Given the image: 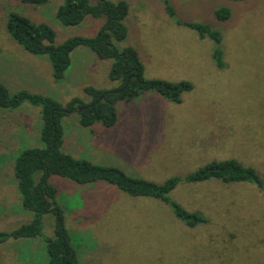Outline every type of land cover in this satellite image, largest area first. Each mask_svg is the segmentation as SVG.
Returning <instances> with one entry per match:
<instances>
[{"label":"rangeland","instance_id":"374dc122","mask_svg":"<svg viewBox=\"0 0 264 264\" xmlns=\"http://www.w3.org/2000/svg\"><path fill=\"white\" fill-rule=\"evenodd\" d=\"M124 1L130 4L129 35L119 46L138 51L145 78L194 88L180 103L153 92L120 103L118 123L110 129L82 130L73 114L63 121L64 150L159 184L213 161L235 159L264 183V0H170L172 16L162 0ZM65 2L32 6L0 0V83L10 93L29 91L66 104L76 97L90 102L88 86H118L109 78L111 63L94 54L73 55L65 79L56 83L48 58L26 52L12 39L11 12L51 26L56 44L94 37L105 20L88 17L80 26H64L56 12ZM222 7L231 9L230 20L215 17ZM184 23L211 27L222 35L220 45ZM216 48L224 52L223 69L214 62ZM41 124L39 109L28 104L0 111V231L15 230L33 217L21 207L13 168L21 151L41 146ZM51 183L60 190L79 264H264V189L253 184H180L170 198L208 218L189 228L163 202L131 197L105 182L83 186L52 177ZM54 225L52 215L44 217L45 238L54 236ZM44 237L0 245V264H48Z\"/></svg>","mask_w":264,"mask_h":264},{"label":"trees","instance_id":"16d2710c","mask_svg":"<svg viewBox=\"0 0 264 264\" xmlns=\"http://www.w3.org/2000/svg\"><path fill=\"white\" fill-rule=\"evenodd\" d=\"M32 6L46 5L49 0H21ZM66 0L56 12L57 20L64 26H80L88 17L104 19L105 23L94 37L74 36L62 44H56V33L46 23H36L30 18L11 12L7 29L12 39L26 52L35 56H46L52 67V77L56 83L63 81L72 65V53L80 47L87 48L101 60L109 61V78L117 82L112 89L85 88V94L91 98L85 102L73 98L66 104L53 97L19 91L10 93L0 83V111H17L25 104L39 109L42 121L40 130L41 146L23 150L14 157L13 174L21 207L32 213V219L12 231H0V245L10 240L35 239L43 236V220L47 215L55 219L54 236L44 237L48 264H79L78 253L73 238L67 229L65 208L61 205L60 190L51 183L52 177H59L83 186H92L105 182L118 188L131 197H147L166 204L174 217L189 228L208 223V218L200 212L185 209L170 195L182 183L202 184L209 181H223L227 184L250 183L264 189L259 174L244 167L235 159L213 161L198 170L184 176L172 177L162 184L126 173L115 166L93 163L90 160L76 158L64 150V119L78 115V125L93 132L100 125L110 129L119 120L118 105L132 102L147 93H156L164 99L180 103L182 95L194 87L189 82L172 83L165 80L147 79L138 51L119 45L129 35L126 19L130 4L119 0ZM169 15L174 14L170 0H162ZM244 2L247 0H232ZM221 21L232 18V11L222 7L215 12ZM184 26L196 31L202 38L208 37L220 45L222 35L211 27L202 24L184 23ZM213 59L219 69L225 67L224 52L216 48ZM81 203L80 198L76 197Z\"/></svg>","mask_w":264,"mask_h":264},{"label":"crops","instance_id":"0c3cea01","mask_svg":"<svg viewBox=\"0 0 264 264\" xmlns=\"http://www.w3.org/2000/svg\"><path fill=\"white\" fill-rule=\"evenodd\" d=\"M77 50V51H76ZM73 53H72V56L73 55H75V54H80V55H86V56H93V54L95 55V56H97L95 53H93L91 50H88V51H90V52H88V51H85V49H84V47H80V48H77ZM90 54H92V55H90ZM98 57V56H97ZM73 58V57H72ZM99 58V57H98ZM79 126V125H78ZM79 128L80 129H82L83 130V128H81L80 126H79ZM94 128V127H93ZM80 129H78V130H80ZM85 130H87V129H85Z\"/></svg>","mask_w":264,"mask_h":264}]
</instances>
